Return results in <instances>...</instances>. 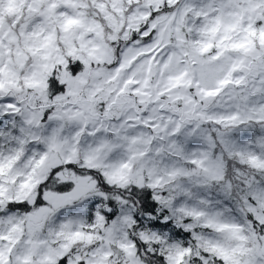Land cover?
<instances>
[{
  "label": "snow or ice",
  "instance_id": "obj_1",
  "mask_svg": "<svg viewBox=\"0 0 264 264\" xmlns=\"http://www.w3.org/2000/svg\"><path fill=\"white\" fill-rule=\"evenodd\" d=\"M0 264H264V0H0Z\"/></svg>",
  "mask_w": 264,
  "mask_h": 264
}]
</instances>
